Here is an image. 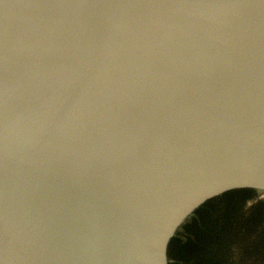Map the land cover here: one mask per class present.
<instances>
[{
  "label": "water",
  "instance_id": "obj_1",
  "mask_svg": "<svg viewBox=\"0 0 264 264\" xmlns=\"http://www.w3.org/2000/svg\"><path fill=\"white\" fill-rule=\"evenodd\" d=\"M264 193V0H0V264H170Z\"/></svg>",
  "mask_w": 264,
  "mask_h": 264
},
{
  "label": "trees",
  "instance_id": "obj_2",
  "mask_svg": "<svg viewBox=\"0 0 264 264\" xmlns=\"http://www.w3.org/2000/svg\"><path fill=\"white\" fill-rule=\"evenodd\" d=\"M227 192L203 205L180 228L170 264H264V196Z\"/></svg>",
  "mask_w": 264,
  "mask_h": 264
},
{
  "label": "rangeland",
  "instance_id": "obj_3",
  "mask_svg": "<svg viewBox=\"0 0 264 264\" xmlns=\"http://www.w3.org/2000/svg\"><path fill=\"white\" fill-rule=\"evenodd\" d=\"M259 192H261V191H259ZM260 194H261V196H264V193L263 192H261Z\"/></svg>",
  "mask_w": 264,
  "mask_h": 264
}]
</instances>
